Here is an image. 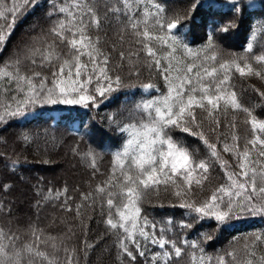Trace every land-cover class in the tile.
<instances>
[{"label":"trees","instance_id":"1","mask_svg":"<svg viewBox=\"0 0 264 264\" xmlns=\"http://www.w3.org/2000/svg\"><path fill=\"white\" fill-rule=\"evenodd\" d=\"M191 2L192 0H166L171 9L181 14L187 12ZM13 3L14 0H0V11L5 12L8 17L7 21L0 19V24L13 23L11 14L7 13ZM15 3L20 5L23 0H15ZM221 3L223 15L217 19L231 20L238 27L227 34L214 35V50L218 57L223 60L233 55H244L253 34L256 37L251 41L254 43V52L264 54V21L261 19L264 8L259 6L260 0H254L255 8L247 7V0H242L243 10L240 14L229 11L228 0H221ZM61 6L71 8L72 0H37L34 6L23 10L12 29H6L11 35L5 44H0V112H3L4 106L16 91L15 85L9 84L3 72L13 71L17 59L21 61L22 74L39 72L41 77H47V86H52L51 74L57 69L47 64L40 66L41 57L33 50H43L53 41L58 51L64 49L57 38L46 35L55 23V19L50 18L47 13H53L54 17ZM198 13L186 21L188 27L181 31L185 43L193 52H199L202 60L212 50H206V32L209 29L204 10L200 9ZM122 31L120 22L115 19L104 21L100 28L89 26L87 29V34L93 41H98V49L108 57L107 74L112 77L119 75L122 87L105 97L97 96L96 101L87 108L64 104L32 106L27 118H9L7 123L0 122V185L9 186L6 191L0 190V228L18 232L25 243L32 241L33 227L41 230L43 239L54 238L41 247L55 257L56 264H64L67 255L65 248L71 253L73 264H163V251H171L169 245L160 249L137 235L140 250L145 255L140 256L135 245L125 241V246L136 257L132 260L121 246L123 230L111 229L107 225L109 210L106 205L101 206V197L95 194L97 185L106 181L111 174L113 154L123 142L120 133L114 130L116 125L110 118L127 117L135 103L162 97L167 94L168 89L162 71L151 58L140 51V46L134 43L131 36L124 33L121 40ZM153 46L160 54L162 67L169 60L173 65L177 61L186 64L192 60L184 49L178 50L174 59L165 60L163 57L168 49L155 42ZM122 52L123 58L120 55ZM32 58L37 60L35 66L31 64ZM81 60L89 63L86 56L81 57ZM200 60L196 62L200 63ZM54 63L59 65L62 60ZM89 75L93 76L95 83L90 63L81 80ZM39 80L40 77H37L35 82L38 84ZM232 83L241 104L252 111L258 122H264V97L259 95V92H264V79L241 78L237 74ZM147 84L153 87L146 89L144 85ZM89 90H93L92 85ZM196 111L198 118H203L205 114L199 109ZM61 116L63 119H60ZM219 118L221 126L215 133L208 131L207 123L204 125L207 138L216 144L219 160L210 156V150L198 138L179 129L170 130L174 140L182 142L190 150L194 149L198 159H206L211 165L209 179L202 187L194 186L190 193L189 199L197 204L209 199L220 185L229 183L226 171L240 172L239 153L246 147L251 153V159L260 162L254 166L264 165V157L258 155L261 147L257 145L254 149L249 143L256 136L264 139V133L254 131L251 123H246L252 117L242 111L233 112L229 109L221 112ZM233 122L235 128L231 127ZM25 136L28 137L27 140L24 139ZM233 136L237 139L233 140ZM225 143L233 148L232 152L223 151ZM93 158L98 171L91 167ZM87 193L94 195L85 200L84 194ZM172 204H178L176 198L171 195V189L165 191L163 187L158 194H150L140 204L141 217H147L150 222L157 224L156 235H160V229H166L165 238L183 249L181 257L173 258L169 264H190L194 251L197 257L203 254L205 261L211 258V264H216L218 256L230 251H236L239 260L243 261L246 258L245 245H252L254 242L256 260L264 255V242L255 241L256 236L264 237V216L238 214L239 218L218 227L214 219H194L195 214L178 206L173 207ZM68 208L72 211H68ZM112 218L114 221L118 220L115 210H112ZM168 220L172 223H167ZM181 223L190 224L191 227L182 228L179 226ZM149 233L151 235V229ZM185 240L189 244L196 241L203 253L185 245ZM52 244L56 247L53 248ZM230 264L237 262L230 261Z\"/></svg>","mask_w":264,"mask_h":264},{"label":"snow or ice","instance_id":"2","mask_svg":"<svg viewBox=\"0 0 264 264\" xmlns=\"http://www.w3.org/2000/svg\"><path fill=\"white\" fill-rule=\"evenodd\" d=\"M36 3L37 0H23L22 4L17 5L14 0L13 6L7 9L13 23L0 24V44H5L11 35L6 29H12L23 10ZM228 3L230 12H242V0H228ZM246 6L255 8L256 4L254 0H247ZM259 6L264 8V0H260ZM221 8V0H192L187 12L181 14L171 9L166 0H147V3L146 0H72L71 8L59 7L54 17L53 13H47L50 18L55 19V23L46 35L57 38L59 43L64 45V49L58 51L53 41L43 50H33L41 57L40 66L47 64L57 69L51 74L52 86H47V77H41L39 72L22 74L19 59L13 71L3 72L4 78L10 85H15L16 91L11 95L10 102L4 106L3 112H0V122L7 123L9 118H27L31 114L32 106L64 104L82 105L87 108L90 103L96 101L97 96L105 97L123 86L119 75L112 77L107 74L108 57L98 49V41L94 42L87 34L89 26L100 28L104 21L110 19L120 22L123 30L121 40L124 33L131 36L134 43L140 46V51L151 58L155 66L162 71L168 84L166 95L135 103L127 117L110 118L116 125L114 130L120 133L123 142L113 154L111 174L95 189V194L101 197V206L106 205L109 210L107 225L111 229L123 230L121 246L132 260L136 257L125 246V241L134 244L140 256L145 255L144 251L140 250L137 235L160 249H165L166 245L170 246L171 251L165 250L162 253L163 264H169L173 258H180L182 255L183 249L174 241L165 238L166 229H160V235L157 236V224L150 222L147 217H141V202L152 193L158 194L161 187L165 191L171 189V195L176 198L178 204L171 206L188 210L195 214L193 218L197 220L214 219L218 227L239 218L238 214L264 216V165L254 166L260 162L251 159L247 147L239 153L240 172L226 171L229 183L220 185L209 199L197 204L189 199L190 193L194 186L202 187L209 179L211 165L206 159H198L194 149L190 150L182 142L174 140L170 134L171 129H179L198 138L210 150V156L219 160L216 144L207 138L204 125L207 123L208 131L215 133L221 126V112L229 109L233 112L242 111L252 117L246 123H251L254 131L264 133V122H258L252 111L241 104L232 83L237 74L241 78L264 79V54L254 52V43L251 41L256 37L253 34L244 55H233L223 60L218 57L214 50V35L227 34L238 27L231 20L217 19L223 15ZM200 9L204 10L209 29L206 32V50H212L211 54L205 55L202 60L199 52H193L185 43L181 31L188 27L186 21L199 14ZM0 19L7 21L5 12L0 11ZM261 19L264 21V14ZM154 42L168 49L163 59H174V54L184 49L192 58L191 62L182 64L177 61V64L173 65L169 60V63L162 67L160 54L153 46ZM120 55L123 58L124 53ZM83 56H86L91 64L95 83L92 75L81 80L82 74L89 68V63L82 62ZM61 60L59 65L54 63ZM196 60H200V63ZM31 64L35 66L37 60L32 58ZM37 77H40L38 84L35 82ZM90 85L93 86L92 91L89 90ZM144 87L150 89L153 86L147 84ZM259 95L264 97V92H259ZM197 109L205 114L203 118H198ZM231 127H236L234 122ZM24 139L27 140L28 137L25 136ZM232 139L236 140L237 137L233 136ZM249 143L254 149L259 145L262 150L258 155L264 157V139L256 136ZM223 151L232 152L233 148L225 143ZM91 167L98 171L94 158ZM8 187L0 185V190L6 191ZM93 195L84 194V199L87 200ZM67 210L72 211L71 208ZM112 210H115L118 220L114 221L112 218ZM79 214L78 207L77 215ZM167 223L171 224L172 221L168 220ZM179 226L191 227L185 223ZM31 236L32 241L25 243L18 232L0 228V264H56L55 257L41 247L54 238L43 239L41 230L34 227L31 228ZM255 241L264 242V237L256 236ZM183 243L203 253L196 241L189 244L185 240ZM52 247L55 248L56 245L52 244ZM64 251L67 253L64 264H73L71 253L67 248ZM245 255L246 258L240 261L237 252L230 251L218 256L216 264H230V261L237 264H264V255L256 260L255 242L245 245ZM155 258L154 256L153 259ZM190 264H211V258L205 261L203 254L197 257L194 251Z\"/></svg>","mask_w":264,"mask_h":264},{"label":"rangeland","instance_id":"3","mask_svg":"<svg viewBox=\"0 0 264 264\" xmlns=\"http://www.w3.org/2000/svg\"><path fill=\"white\" fill-rule=\"evenodd\" d=\"M39 176V175H38ZM41 179H40V177H39V181H40Z\"/></svg>","mask_w":264,"mask_h":264}]
</instances>
